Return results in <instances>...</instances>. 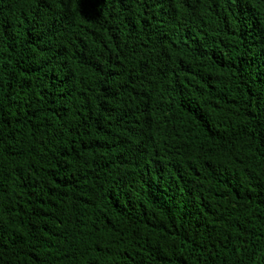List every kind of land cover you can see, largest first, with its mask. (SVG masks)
<instances>
[{"label": "trees", "instance_id": "1", "mask_svg": "<svg viewBox=\"0 0 264 264\" xmlns=\"http://www.w3.org/2000/svg\"><path fill=\"white\" fill-rule=\"evenodd\" d=\"M0 264H264V0H0Z\"/></svg>", "mask_w": 264, "mask_h": 264}]
</instances>
